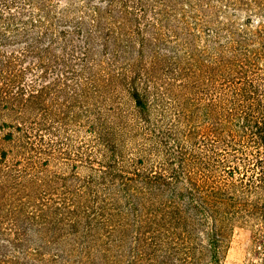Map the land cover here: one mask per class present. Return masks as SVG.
<instances>
[{
  "label": "trees",
  "instance_id": "trees-1",
  "mask_svg": "<svg viewBox=\"0 0 264 264\" xmlns=\"http://www.w3.org/2000/svg\"><path fill=\"white\" fill-rule=\"evenodd\" d=\"M264 264V0H0V264Z\"/></svg>",
  "mask_w": 264,
  "mask_h": 264
},
{
  "label": "rangeland",
  "instance_id": "rangeland-1",
  "mask_svg": "<svg viewBox=\"0 0 264 264\" xmlns=\"http://www.w3.org/2000/svg\"><path fill=\"white\" fill-rule=\"evenodd\" d=\"M250 241L249 228L237 227L232 235L225 263L242 264Z\"/></svg>",
  "mask_w": 264,
  "mask_h": 264
}]
</instances>
